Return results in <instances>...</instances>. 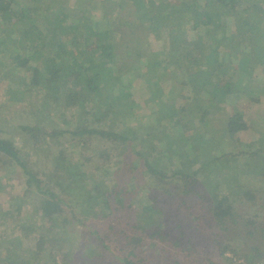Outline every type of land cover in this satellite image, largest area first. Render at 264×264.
I'll return each instance as SVG.
<instances>
[{
	"label": "trees",
	"instance_id": "1",
	"mask_svg": "<svg viewBox=\"0 0 264 264\" xmlns=\"http://www.w3.org/2000/svg\"><path fill=\"white\" fill-rule=\"evenodd\" d=\"M67 1L0 0V30H5L0 84L5 91H18L17 102L23 103L5 117L6 107L0 105V167L9 166L0 175V192L5 193L0 226L7 216L4 205L18 200L7 195L19 169L25 181L21 197L31 218L45 221L50 238L62 237L70 249L62 254V264H77L74 250L96 264H264V164H249L241 173L235 169L230 176L238 190L232 192L219 188L212 169L215 164L223 169L228 160L206 158L214 147L222 151L229 134L244 130L243 122L214 123L212 113L223 108L208 98H193L181 107L176 102L191 84L216 96L234 88L240 97L237 85L247 87L254 65L240 71L234 85L225 84L219 93L215 88V71L233 51L238 62L248 56L264 74V29L259 27L264 0H75L72 17L64 12ZM92 7L98 8L97 15ZM80 13L85 15L78 21ZM179 72L185 73L184 80ZM136 84L142 89L135 97L130 88ZM149 103L158 121L141 115ZM123 104L130 114L122 124L108 123L112 109L119 122ZM211 131L219 136H209ZM90 135L119 147L116 170L104 165L102 171L132 175L123 187L113 188L116 181H111L104 190L90 178L93 172L88 176L76 165L67 176L48 169L41 176L37 161L57 158L56 167L62 168L64 150L83 153ZM192 136L199 140L194 146L189 145ZM65 139L68 146L61 144ZM47 141L58 148L56 156L46 155L51 148ZM159 142L160 152L152 158V145ZM193 153L203 157L191 175L194 183L198 172L209 175L187 192L180 184L181 165ZM111 155L101 151L102 158ZM209 179L216 197L205 185ZM157 186L162 193L155 196L162 205L155 198L144 202ZM121 191L132 193L123 209L117 200ZM224 191L235 195L230 198ZM241 205L249 206L247 212H240ZM131 213L145 214L143 222L151 228L133 222ZM26 256L9 264L37 261L35 252Z\"/></svg>",
	"mask_w": 264,
	"mask_h": 264
},
{
	"label": "rangeland",
	"instance_id": "2",
	"mask_svg": "<svg viewBox=\"0 0 264 264\" xmlns=\"http://www.w3.org/2000/svg\"><path fill=\"white\" fill-rule=\"evenodd\" d=\"M74 1L75 0H68L64 6L65 14L70 15L71 17L75 16L72 11L73 6L75 5ZM90 11L94 15L98 14V8L96 7H92ZM84 13L88 14V9H84ZM85 14L80 13L77 16L78 21H81V18H84L83 15ZM70 20L72 19L69 18V23H71L70 25L73 28L74 23ZM259 27L264 29V21H261L259 23ZM0 31V39H2L5 30L1 29ZM234 52L235 51H233L230 58L225 59L224 65L220 69L215 71L217 77L215 88L217 92H220L221 90H225V84H228L230 82L234 85L236 78H238V73H240V71L244 72L245 70H247L246 68L248 67V65H254L256 67L255 72L253 73V75H251L252 77H250V79L245 81L247 87L243 90L241 89L240 85H237V94H239L240 92V97H237V95L233 91L234 88L233 90L224 91L221 96H216L213 91H198V89H196L193 84H191V87H184L183 91L178 96H176L178 107H181L187 102H191L193 98H208L210 103L213 104L215 108H223L222 110L216 111L215 114L212 113L214 123H216L217 120H222L223 122H225L224 124H227L229 121L234 120H240L241 122H243L245 127L244 130L236 132L233 136L229 134L228 137L225 138V143L223 144L224 146L222 148V151H220V153H223V156H220L219 151H217L218 149L216 150V147H214V149H210V152L207 154L208 157H206L211 158L213 155H217L219 156V158H224L223 160H228V165H226V167H224L223 169L217 164H215L217 167H213L212 169L214 171L213 174L218 180L219 188L227 187L231 189L232 192H236L238 190L237 187L232 188V186L236 182L234 183L233 178L230 176L234 173L235 169L239 171L241 170V173L245 170V166L249 164H251L252 166L264 164V74L260 72L261 68L258 67L256 62H253L252 58L247 56L241 58V61L238 62V59L236 58V54ZM261 54L264 55V53ZM2 69L3 67L0 66V77ZM15 74H17V72H15ZM178 77L181 80H184L185 73L179 72ZM13 81L16 83L19 82L18 84H20L19 79H14ZM4 86V83L0 84V105L6 107L3 109L5 117L6 115L11 113L10 111L23 108V103L17 102L19 95L18 91H14V89L11 91H5ZM141 89L142 85L140 84L132 86L130 88L131 95L136 97ZM33 94L34 93L30 91L28 95L29 97H32ZM199 94L201 97L199 96ZM6 105H9V107H7ZM142 109L140 111V113L142 112L141 115H150V117L156 121L160 119L159 115L156 113L157 111L155 110L154 105L149 103L147 109ZM128 110L129 107L126 104L120 106L121 115H119L118 122V118H116V115L114 114L115 109H112L108 123L117 122L122 124L121 119L126 118L130 114ZM193 113L194 112L190 111L189 117H191ZM217 114H220V116L224 114V116L222 118H219ZM15 122H19L20 124L21 119L18 118ZM10 126L11 124H9L8 126H3L2 130L4 128H9ZM63 130L66 129L63 128ZM43 131L45 132V129H43ZM47 132L50 133V131ZM209 136L218 137L219 132L211 131L209 133ZM90 137V144L86 147L83 153H81L79 150L74 151V149H68L67 151L64 150L63 154L67 158L59 159V163L65 164L62 168L56 167L57 158H42L43 163L37 161L35 163L36 168L39 170V173H42L41 176H44V173L46 174L47 169L53 172L60 173L63 176H67L71 172L73 166L76 165L81 170L85 171L88 176H90V172H93V176H90V178L92 177L94 180L98 179L99 185L104 190L108 189L110 187L109 185L113 184L111 181H116V184L113 186V188L115 186H117L118 188L123 187L132 175H130L129 177H119L116 173L107 175V173L105 174L102 171L104 165L111 166L114 171L116 170V165L120 161V158H118L119 147L115 146L114 144L110 145L109 141H107L105 138V140L100 138L98 135H90ZM49 142L51 144V148L47 150L46 155L56 156L58 148L54 146V142ZM68 142L69 140L65 139L61 142V144L64 146H68ZM198 143L199 140L197 136L190 137L189 145L194 146ZM160 144L161 143L159 142L152 145V147H154L152 150V158H155V154L160 152ZM59 149H64V147L60 146ZM107 150L111 151L112 158L106 159L101 157V151ZM190 158L191 160L181 165L182 177L180 180V184L182 186L181 188L183 190H186L187 192H189L193 187L197 188L199 186V183H202L203 178H207L206 175H209V173L207 174V172L205 171L198 172L196 183H194L191 175L192 173L196 172V169L198 168L201 160H203V157L199 153H193L192 155H190ZM5 164L3 165V167H0V175L9 172V166ZM235 164L241 165L240 168H235ZM104 176L106 178H103ZM210 176L212 175L210 174ZM223 176H229V178ZM238 176L240 177V175ZM209 180L210 185H205L209 189L210 194L216 197L217 191L216 189L213 190L214 186L211 185L212 179ZM229 183H231V188L230 186H228ZM8 185L15 187L14 189H11L10 187L11 190L9 191L7 197L12 201L15 197H18V200H14L15 203H6L4 205V212L5 214H7V216L4 223L0 226V264H9L10 261L17 258L18 256H21L23 258L27 257L26 255L28 254V252L36 253L35 257L37 258V261L34 264H62V254L66 253L70 249L64 242V239H61L62 237L53 240L50 238L51 235L47 231L48 226L46 225L45 221L31 218L30 208L26 206V204H24L25 198L22 199L21 197L23 196L22 191L23 189H25V181L19 169L17 175L13 176L12 181ZM252 187L256 188V186L254 185ZM159 188L160 187L157 186L155 189L150 190L145 195L147 197L144 202H147L148 204L149 198H155L158 206H161L163 202H160V198L155 196V193L161 195L162 191L159 193ZM130 193L125 194L122 191L119 193V198L117 200L120 201V203L118 204H120L119 206L121 209L124 208V204L129 203L130 199H132V193ZM224 193L229 194V192L227 191H224ZM234 195L235 194L232 193L229 194L230 198H233ZM4 196L5 193L0 192V202L3 201L2 199L4 198ZM121 200H123L124 203L121 202ZM125 200H127V203L125 202ZM186 204L189 206L188 200ZM248 207L249 206L241 205L239 207L240 212H247ZM180 213L186 215L185 210L180 211ZM154 217V219H157L159 222V216L156 215ZM131 218L132 221L137 222L139 226H141V223H143L144 228H151L150 226H148V223L143 222L146 219L145 214L137 213L136 216L135 213H131ZM34 220H37V222L39 223L36 224ZM58 251L61 252V254L58 253ZM76 252L75 250L73 251L76 256L77 264H96L92 260H88L84 255L81 256V252L79 250L77 252V255ZM54 257L55 259L53 261Z\"/></svg>",
	"mask_w": 264,
	"mask_h": 264
}]
</instances>
